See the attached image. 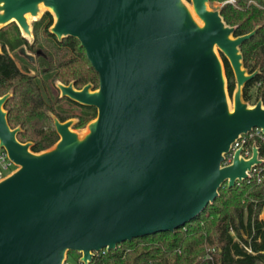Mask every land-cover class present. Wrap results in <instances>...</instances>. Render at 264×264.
I'll list each match as a JSON object with an SVG mask.
<instances>
[{
    "label": "water",
    "instance_id": "95a60500",
    "mask_svg": "<svg viewBox=\"0 0 264 264\" xmlns=\"http://www.w3.org/2000/svg\"><path fill=\"white\" fill-rule=\"evenodd\" d=\"M190 1L0 0V29L14 23L31 44L32 24L48 12L50 33L77 40L99 77L95 90L56 83L97 114L81 134L54 118L58 141L38 153L8 125L11 92L0 97V148L16 167L0 180V264H63L69 252L90 264L101 250L192 222L223 184L264 164L256 145L251 158L239 149L222 164L240 135H264L262 101L242 97L259 69L248 73L240 46L259 27L234 37L220 9Z\"/></svg>",
    "mask_w": 264,
    "mask_h": 264
},
{
    "label": "trees",
    "instance_id": "16d2710c",
    "mask_svg": "<svg viewBox=\"0 0 264 264\" xmlns=\"http://www.w3.org/2000/svg\"><path fill=\"white\" fill-rule=\"evenodd\" d=\"M221 3L224 22L234 26V37L259 27L240 50L248 73H259L242 90L243 100L264 105V0H209ZM52 16L45 12L33 23V41L22 38L14 23L0 29V97L11 92L4 110L11 129L20 127L17 139L30 142L38 153L58 141L53 118L64 122L76 118L73 128L82 129L96 117V109L67 98H59L54 82L82 89L99 85V77L79 43L70 37L57 40L50 33ZM12 29L14 34L9 32ZM227 90L235 82L222 56ZM74 111L64 113L61 104ZM264 158V145L258 141ZM260 176H264L262 173ZM264 179L253 178L233 188L223 184L219 196L192 222L174 232H158L120 244L105 251L92 264H264ZM263 213V218L261 214ZM246 249H249L248 252ZM213 250V252H212ZM207 253L211 259H205Z\"/></svg>",
    "mask_w": 264,
    "mask_h": 264
},
{
    "label": "built area",
    "instance_id": "2783aa9c",
    "mask_svg": "<svg viewBox=\"0 0 264 264\" xmlns=\"http://www.w3.org/2000/svg\"><path fill=\"white\" fill-rule=\"evenodd\" d=\"M228 2L233 4L232 0H229ZM258 141L264 145V135L262 131L259 128H253L251 131H249L247 134L240 135V137L232 143L229 152L225 155L223 165H228L232 162L234 154L237 150L241 149L240 156L244 159H249L252 156V147L253 145H256L258 147V159H264L260 155V147L258 144ZM15 165L13 162L8 158L6 152L0 148V180L9 175L13 170H15ZM262 173H264V164L263 165H257L252 168L251 172L249 173V178L244 179L243 181L235 182V186L240 185L243 182L250 183V181L253 178H256L257 182L259 183L262 179H264V176H260ZM264 207V205H263ZM263 218V213L260 216ZM248 252H250L249 249H246ZM106 250H101L98 253H94L92 262L95 258L99 257L100 255H103ZM213 252V250H212ZM205 259H211V255L207 253ZM92 262L90 264H92ZM63 264H70L68 261V258L66 257ZM77 264H83L82 261H80V255L77 261Z\"/></svg>",
    "mask_w": 264,
    "mask_h": 264
},
{
    "label": "rangeland",
    "instance_id": "374dc122",
    "mask_svg": "<svg viewBox=\"0 0 264 264\" xmlns=\"http://www.w3.org/2000/svg\"><path fill=\"white\" fill-rule=\"evenodd\" d=\"M183 2L187 6L192 7V3H191L190 0H183ZM207 7L209 9H212V10H219L220 7H221V3L219 1H213V2L209 1L208 4H207ZM227 100H228L227 101L228 102V107L230 109H232V107H233V100H232V98H228ZM253 104H254V100H251V102L249 103V105H253ZM75 122H76V120H70L69 121V128H70V130L72 132H76L78 134H81V133L85 132L87 125L84 128H82V129H75V128H73V125L75 124ZM67 258H68V261H69L70 264H77V261H78V258H79V254L76 253V252H69L67 254Z\"/></svg>",
    "mask_w": 264,
    "mask_h": 264
},
{
    "label": "flooded vegetation",
    "instance_id": "af4514ba",
    "mask_svg": "<svg viewBox=\"0 0 264 264\" xmlns=\"http://www.w3.org/2000/svg\"><path fill=\"white\" fill-rule=\"evenodd\" d=\"M17 27V26H16ZM17 29H18V27H17ZM9 32L10 33H12V34H14V32H13V30L12 29H9ZM18 32H19V29H18ZM19 34H20V32H19ZM21 36V35H20ZM57 39V38H56ZM73 39V38H72ZM57 40H59V39H57ZM77 41V40H76ZM78 42V41H77ZM79 43V42H78ZM79 46H80V44H79ZM84 53H85V51H84ZM85 57H86V54H85ZM86 59H87V57H86ZM88 60V59H87ZM90 63V62H89ZM56 83H60L59 81H55L54 82V85H55V87H56V89L58 90V96H59V98H67L66 96H60V90L58 89V87H57V85H56ZM60 84H62V83H60ZM70 84H72V86L74 87V83H73V81H71L69 84H67V85H64V84H62V85H64V86H68V85H70ZM87 85H89V84H87ZM86 86V85H85ZM76 89V88H75ZM77 90V89H76ZM92 90H94L93 89V87H92ZM67 99H69V98H67ZM70 100V99H69ZM72 101V100H71ZM74 102V101H73ZM61 108H62V111L64 112V113H69L70 111H74V113H76V109H73L72 107H70L69 105H67V104H61V106H60ZM87 107H89V106H87ZM56 119V118H55ZM57 120V119H56ZM68 120H76V122H77V119L76 118H69V119H67L66 121H68ZM66 121H64V122H66ZM75 122V123H76ZM61 123H63V122H61ZM53 124H54V118H53ZM74 126V125H73ZM57 133V132H56ZM58 135V134H57Z\"/></svg>",
    "mask_w": 264,
    "mask_h": 264
},
{
    "label": "bare ground",
    "instance_id": "6f19581e",
    "mask_svg": "<svg viewBox=\"0 0 264 264\" xmlns=\"http://www.w3.org/2000/svg\"><path fill=\"white\" fill-rule=\"evenodd\" d=\"M46 8L41 4V5H39L38 6V9H37V11H36V13L32 16V15H27L26 16V19H27V21L29 22V21H31V20H34V19H36V18H38L39 17V15L45 10ZM188 13L190 14V16L192 17V19L196 22V23H198V24H200L199 23V21H198V19L196 18V16H195V14L193 13V10L191 9V8H188Z\"/></svg>",
    "mask_w": 264,
    "mask_h": 264
}]
</instances>
